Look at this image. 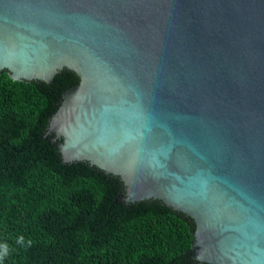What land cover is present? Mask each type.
<instances>
[{
    "label": "water",
    "instance_id": "water-1",
    "mask_svg": "<svg viewBox=\"0 0 264 264\" xmlns=\"http://www.w3.org/2000/svg\"><path fill=\"white\" fill-rule=\"evenodd\" d=\"M64 67V161L190 216L194 260L264 264V0H0V70Z\"/></svg>",
    "mask_w": 264,
    "mask_h": 264
},
{
    "label": "trees",
    "instance_id": "trees-1",
    "mask_svg": "<svg viewBox=\"0 0 264 264\" xmlns=\"http://www.w3.org/2000/svg\"><path fill=\"white\" fill-rule=\"evenodd\" d=\"M78 82L67 67L50 82L0 70V243L11 252L2 264H208L187 253L190 216L159 199L122 201L118 175L62 159L47 126Z\"/></svg>",
    "mask_w": 264,
    "mask_h": 264
},
{
    "label": "clouds",
    "instance_id": "clouds-1",
    "mask_svg": "<svg viewBox=\"0 0 264 264\" xmlns=\"http://www.w3.org/2000/svg\"><path fill=\"white\" fill-rule=\"evenodd\" d=\"M16 243L21 244V245L27 243L28 246H31V241L25 242L23 236H20L18 240L16 241ZM9 255H11L9 245L7 243H0V264H2L5 258H7Z\"/></svg>",
    "mask_w": 264,
    "mask_h": 264
}]
</instances>
